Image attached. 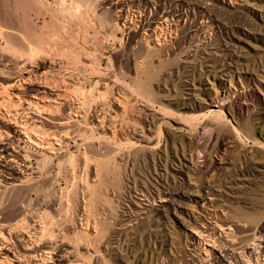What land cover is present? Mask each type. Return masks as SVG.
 Here are the masks:
<instances>
[{
  "label": "bare ground",
  "instance_id": "bare-ground-1",
  "mask_svg": "<svg viewBox=\"0 0 264 264\" xmlns=\"http://www.w3.org/2000/svg\"><path fill=\"white\" fill-rule=\"evenodd\" d=\"M1 1L0 54L10 55L9 58H4L5 61L3 60L2 63L8 66V69L6 68L7 70L11 72V70H17L20 66L22 67L25 64L26 55L28 57L39 56V53L46 52L49 49V51L51 50L55 53L63 50L64 53L61 55L62 57L64 55L66 57V59L64 57V60H66L68 70L71 69L75 73L67 72L64 74L65 76L62 75L64 77L60 80H50L48 78L41 80L38 78H21L18 76L11 78L9 72L3 69L0 70V77L3 78V81H0V264H100V262L110 261L105 255L111 253L109 249L107 247H105L104 251L100 249L102 243L105 244L107 223L103 221L104 217L102 218L103 220L99 218V211L101 208L103 210V207L112 211L115 209V206L112 204L110 198H108L109 196L104 195L103 190L108 185L114 186L117 189L121 188L120 165L123 164L121 162L124 161L127 163L132 157L134 158L133 161H136V154L143 149L141 141L144 140V135H142L145 134L144 127L147 125L148 128H151V124L155 120L156 114L148 113V111H151L153 100H151V91L145 86V83L149 78L154 57L161 56L163 52L168 53L167 44L160 38V32L163 31L162 27H164L162 25L168 20L167 14L163 16V22H157L149 19L145 9L141 11L143 17L138 20L137 25L135 24V29L132 28L135 34L127 44L126 51H124L128 54V59L132 63L135 74L131 81L127 82L121 73L114 68L113 63H109L111 65L110 69L103 68L101 35L107 34V37L113 40L116 39L117 33L122 26L127 27L129 23L131 24L128 9L136 8L137 1L140 2V0H100L102 3L99 0H82L80 1L82 9L76 10L79 15L77 13L78 16L74 19H59L57 15L60 12L58 14L56 13V15L52 9L53 6L48 3L44 8L42 5H31L26 2L22 6V11L19 8L21 13L10 14L9 12L7 13L8 9L6 11V8H3ZM209 4L207 5L209 6ZM146 5H148L147 2ZM187 5L193 6L192 3ZM207 5L202 7L204 10L202 9L203 11L201 13H210V8ZM146 9L148 8L146 7ZM109 10L115 12L116 19H113L114 15L111 18L107 16V13L109 15ZM32 12L34 16H30ZM43 16H49L50 20L48 24L44 22V26H41L40 20ZM181 17V14L178 15V19ZM119 20L123 22L122 26L118 22ZM130 27L127 28L131 29ZM45 29H47L49 34L47 36L44 35ZM98 53H102V56H98ZM29 60H32L31 63L33 65L36 64L35 60L31 58ZM106 70L107 72H104ZM193 88L196 89L195 86ZM132 93L145 99V108L138 110L139 115H143L144 117L142 121L140 120L134 124L135 132L134 134L132 133L133 135L131 134V139L128 138L127 140L125 139L126 142H121L114 133L109 136L107 130L112 131L111 128L115 129L116 125H121V123H117L119 120L117 118L121 115L122 117L120 119L123 120L122 118L127 113L135 109L134 105L131 104L132 102L129 101V96ZM117 95L119 97L122 95V98L125 97L126 99H120ZM226 96H229V91H224L223 96L216 95V100L208 103L204 107L209 116L207 117L212 119L210 125H208V127L210 126V130L226 123L225 118L222 116L224 113L223 110L226 108L224 104ZM131 99H133V96ZM122 102L125 103V107L120 106ZM115 105L121 107L123 113H119L114 108ZM161 109L164 110L163 108ZM196 118L198 119V117ZM128 122L126 121V125H129ZM194 122L195 119L193 118L192 120L189 119L188 124L186 120L187 125L184 122L182 124L184 127L180 126L178 128L180 130H186V128L191 130L195 126H198ZM137 125H139V129H137ZM208 127L206 124L204 127H196L199 128L196 131L197 136H203L207 131L209 132ZM212 130L211 132L214 131ZM233 130L236 131L237 129L234 128ZM216 133L218 134V132ZM235 139L237 141V137ZM70 140H72L75 146L74 144L73 146L70 144ZM147 142V145L144 147L152 146V149L159 148V142H156L154 145H152L149 139ZM168 142L165 141L166 144L162 149L163 154L155 152L151 154L150 158L154 166L157 164L155 160L159 159V166L162 169L161 175H163V178L169 172L168 163L170 161L173 163L179 161L189 172H193L196 169L194 160L187 159V155L180 157L178 155L180 149H177L175 143H173L172 147L175 156L172 157L168 151ZM255 142L257 141L254 139ZM124 147L128 149V153H121ZM181 149L183 150L184 146ZM183 151L182 153L184 154ZM192 158L194 157L192 156ZM171 162L169 164H172ZM91 163L95 165V171H93L95 172L94 178L90 177ZM55 168H58L56 177L52 176V171ZM253 169L260 173L263 171H260L259 166H254ZM59 175H61L62 181L65 183L64 186L62 185L63 187H61L60 192L63 190V192L66 191L69 194L66 193L65 198L67 200L65 202L60 201L59 206L54 208L52 206L54 202L51 204L49 200L52 197L53 189L49 187V184H53ZM187 176L190 175L188 174ZM170 177L172 178V176ZM172 180L173 182L175 181L173 178ZM164 181L166 182V179ZM146 187H148L147 184ZM143 190L140 189L147 200L148 195ZM203 191L205 192L202 194L200 192V195L198 194L199 196H196V201L202 203V208L205 206H207V209L208 207H217L218 204L214 203V200L217 201L218 199H212V196L222 197L223 195L220 194L221 191L214 189L210 184ZM215 191L220 192L218 193L220 195L215 193ZM189 192L183 191L181 188L177 189L176 186L171 190L158 191L156 194L160 203L158 205H155V201H157L154 197L155 194L152 197L149 195L153 205L152 212L154 211L159 217H164L166 222L170 221L172 219V212L175 215L179 208H183L181 206L182 201L194 200L192 198L193 192ZM222 194L229 193L224 190ZM61 197L59 196V198ZM62 198L64 199V197ZM57 201H55L56 204L58 203ZM42 204L44 205V210L41 212L39 207ZM134 204L140 206V203L137 201ZM188 205L190 206V204ZM128 208L130 209V214L125 212L123 214L131 217L132 212L135 210L132 207ZM208 211L206 210L205 213L207 215L204 213L205 216L202 217L208 219V215H212L211 217H214L216 219L215 221L213 220L209 224L201 222L197 225L198 227L189 229L191 231V240H193V252L201 264H264V260L261 263L262 260L260 259L264 255V232L260 235L258 231L259 236L255 232L245 237H237L232 225L221 226L222 224L217 223L218 213L215 211L210 213ZM223 211L225 210L223 209ZM223 211H221L222 214L225 213ZM136 216L140 215L138 214ZM140 217L142 218V216ZM134 220L133 222H135ZM255 222L257 223V221ZM128 223L130 225V219ZM256 223L255 227L260 222ZM250 226L252 227L253 225ZM257 228L263 231L264 225L260 223ZM252 231L254 232L256 230ZM113 244V241H107L106 246L110 247Z\"/></svg>",
  "mask_w": 264,
  "mask_h": 264
},
{
  "label": "rangeland",
  "instance_id": "rangeland-1",
  "mask_svg": "<svg viewBox=\"0 0 264 264\" xmlns=\"http://www.w3.org/2000/svg\"><path fill=\"white\" fill-rule=\"evenodd\" d=\"M23 1L2 0L1 5L3 8H6V11L8 9L7 13L19 14L21 13L20 10L22 11L23 9L22 6L26 2L31 5H42L44 8L48 3L53 6L52 9L55 14L60 12L58 15L56 14L59 19H74L79 15L77 12L78 9H82L80 6V1L82 0ZM99 2L102 3L100 0ZM146 2L148 5H146ZM207 2L210 3L209 6L207 5ZM189 3H192L193 6L187 5ZM136 5V8L128 9L131 24L129 23L127 27L131 26V29L123 27V22L119 20L118 22L121 24L122 28L118 31L116 39L113 40L107 37V34L101 35L103 56L101 55L102 53H98V56H102L103 68L110 69L111 65H109V63H113L112 65L114 68L121 73L127 82H130L135 76L132 63L128 59L127 52L124 51H126L125 48L127 44L131 41L132 36L135 34L133 30L135 29L138 20L143 17L141 13L143 9L146 10L150 20L157 22H163V16L167 14L168 20L165 22L166 24L163 23L162 25L164 27H162L163 31L160 32V38L167 44V51L169 55L168 53L166 54V52H163L161 56H155L156 58L154 57L149 78L145 83V86L151 91V100H153L151 111H148V113L156 114L157 116L155 115V120L153 124H151V128H148L147 125L144 127L145 134H142L144 135V140L141 141L143 149L136 154V161H133L134 158L132 157L127 162L128 164L124 161L121 162L124 164V167L123 164L120 165V180H122L121 188L117 189L114 186L108 185V187L106 186L107 189L105 188V190H103L104 195L107 197L109 196L108 198L112 201L115 209L109 211L108 208L106 209V207H103V210L101 208L99 211V218L101 220L104 219L103 221L107 223V232L105 231V244L102 243L100 249L104 251L105 247H107L111 252L105 254L110 261L100 262V264H201L198 261V258L195 257L196 254L193 252L194 246L193 240H191L190 230L191 228L193 229V227H198L197 225L201 222L209 224V222L216 220L214 217H211L212 215H208L207 218H210L209 220L206 218L204 219L202 216L207 215V213H205L206 210L208 211V209H210V213H213L212 211L218 213H216L219 215L217 223L220 225L222 224L221 226H226L228 224L232 225L237 237H245L252 233L254 234L255 232V234L259 236V234L262 235L261 233L264 232V229L262 231L257 228L260 223L264 225V0H145L144 2L143 0H140V2L137 1ZM205 5L210 8L209 14L208 12L201 13V11L204 10L202 7ZM146 7L148 9H146ZM180 14L182 17L178 19V15ZM30 16H34V13L32 12ZM107 16H109V18L112 16L113 19H116V14L113 11L109 10V15L107 13ZM49 20V16H43L40 20L41 26H44V22L45 24H48ZM132 28L134 29L132 30ZM46 31L47 29H45V36L49 35L48 31L46 34ZM48 51L49 49L46 52L39 53V56L35 55L37 57H28L26 55V59L24 58L26 61H24L25 64L22 67L20 66L17 70H11V72L10 70H7L8 66L2 64L3 60L5 61V59H7V57L9 58L10 55L0 54V57L3 56L0 58V61H2L0 62V70L3 69L6 72H9L11 74V78H16L18 76L21 78H38L41 80H46V78L50 80H60L67 72L75 73L71 69L68 70L66 60H64L65 55L62 57L64 53L63 50L58 53L51 50V52ZM30 58L35 60L38 65H33L31 63L32 60H29ZM47 70L50 71L48 72ZM104 72H107V70ZM1 80L3 81L2 77H0V81ZM148 82H150V85ZM194 86L196 89L193 88ZM224 91H229V96H226V101H224L226 108L223 110L224 113L222 114L226 123L220 125L221 127L218 126L220 132L218 131V128L213 129L214 131L211 129L214 132L213 133L210 130V126L208 127L212 119L208 118L209 116L204 107L208 103L216 100V95L219 94L223 96ZM120 96L121 97L117 95L120 99L125 98H122V95ZM132 96L133 99H131ZM129 97V101L132 102L131 104L134 105L135 109L127 113V115L124 116L125 118H122L123 120L120 119L122 117L121 115L117 118V120L119 119L117 123H121L122 125H116L118 130L116 128H111L112 131L114 130L113 132L107 130L109 136L114 133L115 136L121 140V142H126L128 138L131 139L135 132L134 124L138 123L140 120L142 121V118L144 117L143 115H139L138 110L145 108V99L137 94L133 95V93L132 95L130 94ZM120 106L125 107L126 105L122 102ZM114 108L119 113H123L122 108L118 105H115ZM196 117H198V119ZM192 118L195 119L194 124H198V126H195L191 130H188L186 127V130H180L178 128L180 126L184 127L182 125L184 122V124L187 125L189 123V119L192 120ZM179 119L181 120L180 122H183L180 123ZM126 121H129V125H126ZM205 124L209 128V132L207 131L208 133L206 132L203 136H197L196 131H198L200 127H204ZM118 126L123 128L120 129ZM137 126V129H139V125ZM234 128L237 130H233ZM248 128H250L251 131ZM237 131L242 135H239ZM216 132H218V134ZM236 137L237 141L235 139ZM148 139L151 140L152 145L159 142V148L152 149V146L144 147L147 145L146 143H148ZM240 139L243 141L241 142ZM254 139L257 142L254 143ZM165 141H169L167 146L169 144L168 151L172 157L175 156L172 149L173 143H175V145H177V149H180L181 152L180 153L178 151V155L180 157L187 155V159H191L192 161L194 160L196 167L194 171H198H193L194 173L189 172L186 167L184 168L179 161L175 160L176 164L171 161L170 162L172 164H169L170 162L168 163L169 172L163 178V175H161L162 169L159 166V159L155 160L157 164L154 166L152 163L153 161H150V158L151 154L155 152L163 154L162 149L166 144ZM69 142L73 146L74 143L72 140ZM181 145L182 147L184 146V151L181 149ZM259 145L262 146L260 147ZM127 150L128 149L124 147V149L122 148L121 153H128ZM192 156L194 158H192ZM183 161L186 162L185 160ZM254 166H259L260 171H263L261 173L255 171L253 169ZM90 167V177L94 178V163H91ZM172 167L175 168L173 169ZM55 169L52 171L53 175H51L56 177L58 168ZM204 172L207 174H203ZM186 173L190 176H187L188 174ZM170 176H172L175 180L174 182ZM163 179H166V182ZM189 179H191V183L188 181ZM57 180L54 181L53 184H49V187L54 189L53 192V189L51 188L52 197L49 198L51 204L54 202V204H52L54 208L59 206L58 204L60 201L65 202L67 200L65 197L67 195L66 193H68L66 191L63 192V190L60 192L61 187L65 185V183H63L64 181H62L61 175L57 177ZM56 182L60 183L58 184ZM146 184L148 187H146ZM209 184L213 186L214 189L221 191V193L218 191H215V193H220L223 196H212V199H218L217 201L214 200V203L218 205L217 207H208L207 209V206L202 208V203H198L196 201V196H199L200 192L201 194L204 193L205 191H203V189H206ZM143 185L144 187H142ZM174 186H176L177 189L181 188L183 191H190L196 195L192 193V198L194 199L193 201H182L181 206L183 208H179L175 215L174 212H172V219L166 222L164 217H159V215L155 214L154 211L152 212L153 205L151 197L155 194L154 197L157 200L155 201V205H158L160 204L159 198H157L156 195L158 191H166L167 189L171 190L174 189ZM139 188L141 190L144 189V193L148 195L147 200ZM147 189L148 191H152L146 192ZM223 189L229 194H222L224 191ZM59 196L64 197V199L62 197L59 198ZM208 196L211 197L210 195ZM55 201L58 203L56 204ZM136 201L140 203V206H136L134 204ZM187 203L190 204V206ZM128 207H132L135 210L132 212L133 214L131 213V217L127 216V214H123V212H130ZM39 209L42 212L44 210V205L42 204ZM223 209L225 211H223ZM221 211L225 213L227 211L226 214L228 215L225 213L222 214ZM138 214L142 216V218L140 216H136ZM145 214L147 215L145 216ZM129 219L130 225L128 223ZM133 219H135V222H133ZM253 220L260 223L257 224ZM254 222L257 224L256 227ZM250 225L253 226L251 227ZM252 230L256 231L253 232ZM107 241H113L114 244L110 247L106 246ZM263 257L264 255L260 257L262 260H260L261 263L264 260Z\"/></svg>",
  "mask_w": 264,
  "mask_h": 264
}]
</instances>
